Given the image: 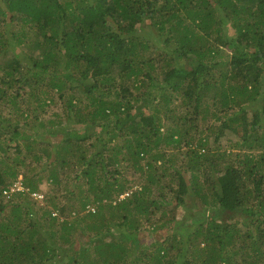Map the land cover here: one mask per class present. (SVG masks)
I'll list each match as a JSON object with an SVG mask.
<instances>
[{
  "label": "trees",
  "instance_id": "1",
  "mask_svg": "<svg viewBox=\"0 0 264 264\" xmlns=\"http://www.w3.org/2000/svg\"><path fill=\"white\" fill-rule=\"evenodd\" d=\"M19 175L0 264H264V0H0V192Z\"/></svg>",
  "mask_w": 264,
  "mask_h": 264
},
{
  "label": "rangeland",
  "instance_id": "2",
  "mask_svg": "<svg viewBox=\"0 0 264 264\" xmlns=\"http://www.w3.org/2000/svg\"><path fill=\"white\" fill-rule=\"evenodd\" d=\"M47 108V111H45L46 112V115H49V116H54L55 114H62V116H63V113H64V104L59 100V99H57V98H55V100L52 102V103H50V105L49 106H47L46 107ZM22 121H29L28 119H25V118H22L21 119ZM73 124V123H72ZM132 120H127V119H123V122H122V124H121V126L120 127H122V128H132ZM34 126H36V125H34ZM34 126H32V127H30L29 126V124H25L24 126H23V129H21L22 131L19 133V134H17V136H18V140L21 142V147L22 146H24L25 145V143H26V139H25V136H29V135H31V133H33L36 129L38 130V129H42V127H40V126H37L36 128H34ZM71 127H72V125H71ZM74 127L76 128V130L77 131H79L80 133H83L85 130H86V128L84 127V126H81V124H74ZM92 132V130L90 129L89 130V134ZM9 135L10 134H6V138H8L9 137ZM91 135V134H90ZM11 136V135H10ZM35 136L37 137V138H39V139H44V137L41 135V134H35ZM101 136H103L102 134H101ZM60 139V137H49L48 138V142H50V144H52V147L55 145V144H57V142H58V140ZM115 139V137L114 138H112V141ZM120 140V138H117L115 141H113V142H116V141H119ZM111 141V142H112ZM44 141H41V142H36L35 140H34V138H33V136H32V138H29V143L31 144V146H33V147H39V146H41V144L43 143ZM90 142H94V136H92L91 135V138L89 139V140H87L85 143H90ZM93 147V144L90 146V149ZM52 149V148H51ZM40 152V151H39ZM51 152L52 151H50V153H49V155L51 154ZM9 154H10V152H8ZM40 153H42V152H40ZM25 154H26V152H25ZM25 154H24V157H25ZM15 156H16V154H14ZM39 156H40V158H41V162H46L47 160H48V158H47V156H45V155H41V154H39ZM172 157V156H171ZM20 158H22V157H20ZM173 158V157H172ZM33 160H35V159H32V157H30V156H28L27 157V162H30V163H32V165L33 164H35L34 162H31V161H33ZM146 162H147V158H144V159H141V161H140V164L142 165V166H144V167H146ZM179 162V161H178ZM168 163H169V165H170V163H171V169H173L178 163H177V161L175 160V159H173V160H167V161H165L164 163L162 162V163H160V162H156L155 163V168H152L151 170H161V169H166L167 167H168ZM15 168H16V170L18 169V170H22V166H19L17 163L16 164H14L13 165ZM122 168H124V171H123V174L125 175V177H126V184L127 185H129V187H130V189H129V193L131 192V191H134L135 189H141V187L143 186V184L145 183V180L147 179V178H149V173L146 171V168H145V170H142V169H138L137 167H132L131 166V162H129V164L127 163V161H125V162H123L122 163ZM13 167V168H14ZM162 171V170H161ZM169 171V169L167 170V172ZM28 172H30V170H28ZM166 172V173H167ZM35 173V172H34ZM19 177V176H18ZM64 196H61L62 197V199H63V202L65 203H67L68 201H69V199H70V196L69 195H67V193L65 192V189H64ZM154 194H156V196L158 195V193L155 191V193ZM15 199H17V197L15 198ZM22 199V198H21ZM18 200V199H17ZM45 203H46V201H45ZM44 201H43V204H38V207L40 208L41 206H43L44 204ZM67 206V205H66ZM51 207H53L52 205H50V203H49V205L46 207L47 209H51ZM160 211V212H159ZM158 212H157V214H156V216H154L152 219H155V218H159L158 216L160 215V213H161V209L159 210ZM185 210H183V208L181 207V206H179V207H177L176 208V210H175V213H173V214H171V216L172 215H178V213H182V212H184ZM39 212V211H38ZM39 213H41V211L39 212ZM73 213V212H72ZM169 218H171V217H169ZM236 218L238 219L239 217L238 216H236ZM243 218V217H242ZM249 219H250V217H249ZM251 220V219H250ZM160 221H158V223H159ZM242 223V221L240 222V224H238L239 226H245V224H241ZM156 224V223H155ZM147 226H149V228H150V230H148L147 232H149V231H151V225H147ZM90 228L92 229V227L90 226ZM90 228H88V227H84V229L83 230H80V231H78L77 232V234L76 235H73V244H74V246L72 247L73 248V250H75V248H79L80 249V246L79 245H82V243L83 242H85L86 240H87V235L89 234V229ZM152 231H157V232H159L157 235L159 236V237H161L162 236V238H163V232L161 231V230H159V229H156V228H154V230H152ZM146 233V232H145ZM161 238V239H162ZM67 245H69V244H67ZM72 248H71V250H72Z\"/></svg>",
  "mask_w": 264,
  "mask_h": 264
},
{
  "label": "clouds",
  "instance_id": "3",
  "mask_svg": "<svg viewBox=\"0 0 264 264\" xmlns=\"http://www.w3.org/2000/svg\"><path fill=\"white\" fill-rule=\"evenodd\" d=\"M21 180H22V179H21V176L19 175L18 180H16L14 183H16V182H20L22 188H24V189H23V190L12 191L11 194H26V193L28 192L29 187L26 186V184L22 183ZM14 183H13V185H14ZM13 185H12V186H13ZM12 186H11V187H12ZM11 187H10V188H11ZM9 190H10V189H9ZM2 191H3V190H2ZM2 191L0 192V195H1V196H2ZM128 194H129V192H127V193L125 192V193H123V194L121 195V197L123 198V197L127 196ZM32 195L38 200V204H43L44 196H43L42 194H40V193H38V192H33ZM40 196H41V197H40Z\"/></svg>",
  "mask_w": 264,
  "mask_h": 264
},
{
  "label": "built area",
  "instance_id": "4",
  "mask_svg": "<svg viewBox=\"0 0 264 264\" xmlns=\"http://www.w3.org/2000/svg\"><path fill=\"white\" fill-rule=\"evenodd\" d=\"M24 188H22L21 183L20 182H16L14 183V185L10 188V190H3L2 191V196H9L12 191H16V190H23ZM41 197V196H40Z\"/></svg>",
  "mask_w": 264,
  "mask_h": 264
}]
</instances>
